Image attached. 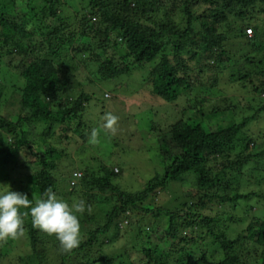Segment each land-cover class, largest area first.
Wrapping results in <instances>:
<instances>
[{"label": "trees", "instance_id": "trees-1", "mask_svg": "<svg viewBox=\"0 0 264 264\" xmlns=\"http://www.w3.org/2000/svg\"><path fill=\"white\" fill-rule=\"evenodd\" d=\"M23 1L22 16L17 20L15 9L18 0H0V63H4L2 60L4 58L19 56L23 64L17 75L22 85L19 87L20 107L15 115H2L5 86L0 85V167L7 163L13 164L11 172H8L9 175L7 174L5 179L12 183L14 180L24 178L26 189L23 191L29 198L35 195L38 199L49 188L60 196V185L64 182L70 189L66 198L63 197L67 202L75 195L77 199L83 200L88 194L92 196L90 192L114 194L117 199L116 205L105 216V225L94 231L81 229L89 234V237L68 253L62 252L58 244L51 247L50 251L45 249V253L39 252L38 240L41 231L33 228L31 222L24 225L31 251L27 264L54 262L69 264L77 254L80 255L88 248L95 247L100 237L108 235L113 228L119 229V224L123 222L121 218L128 222L129 212L133 211L151 214L156 218H167L165 239L177 244L176 250L169 253L183 254L185 261L175 264L204 263L203 252L214 243L218 244L223 252L224 260L220 264H242L233 251L244 239H252L256 246L263 248L260 261L264 264V221L251 222L234 242L222 231L214 229L218 221L201 212L209 204H236L239 200L248 201L254 196L251 193H240L237 187L233 189L231 181L227 184L223 181L225 172L239 171L253 158L254 154L244 157L241 155L250 145L253 147L255 145L252 139L242 135V124L233 123L224 128L219 126L216 131L210 130V124H216L217 116L221 115L217 108L206 114L202 109L189 106L182 111L186 117L167 126L164 136L170 137L172 147L163 139L161 153L164 159L167 157L170 162L163 167L162 174L155 175L145 185L143 191L135 194L121 191L114 186L111 182L113 173L105 166L101 168L104 172L102 176L95 175L89 168L82 170V174L78 171L81 177L73 186H69V182L59 175L63 149L58 150L49 142L58 133L62 144L70 139L68 136L70 128L64 122L80 119V114L84 113L83 104L90 100L89 96L82 95L73 102L62 101L63 95L71 88L70 80H73L69 73L67 58L62 56L65 54L66 46L70 48L73 58L78 54H83L81 57H88V60L93 57L94 64H99L96 77L101 82L129 75L132 72L129 61L144 73L151 65L145 79L150 84V94L167 104L176 103L186 92L195 93L197 90L205 92L218 87L220 79L224 76L220 65L228 66L235 61L222 49L220 41L227 38L216 35V29L222 25L227 26L230 15L234 14V17L244 19L248 8H253L257 3L264 5V0H168L167 3L170 2L171 5L165 7V10L168 8L171 10L167 17L172 15V11L178 13L185 20L184 29L176 27L174 23L160 26L158 29L145 27L127 16L131 10L144 16L159 0H81L84 7L81 8L79 16L77 11L75 12L76 17L80 18L74 25L68 22L69 16L64 12L67 5L74 0ZM26 18L28 19L25 20ZM28 25L32 27L31 31H27ZM76 25L81 26L82 30L78 33L75 30L71 32ZM244 27H237L233 31L235 36L247 40L246 44L241 42L237 44V48L242 51L247 49L246 46L253 44L252 37L259 29L258 26ZM249 29L252 30L251 36L246 33ZM34 30L40 31L41 37V41L35 45L24 46L16 38L17 34L21 39H32ZM112 35L115 36L114 41L111 40ZM198 39L202 45L198 50L200 53L185 49V44L195 45ZM101 42L103 43L98 44ZM211 47H215L217 53H213ZM100 58H103L101 62ZM244 58L237 67L238 72L234 74V71H231L233 73L229 74V81L234 84L232 86L247 88L246 83L252 82L251 78L256 74L251 71L255 66L254 57ZM263 58L259 59L257 65L264 63ZM68 60H71V57ZM8 68L5 67L4 72H0L4 81L6 76L10 75ZM248 85L252 93L259 98L264 96V82L257 87L252 83ZM54 106H57L58 114L53 112ZM25 109L29 111L27 116H23ZM263 111L264 107L257 111L253 118L264 113ZM38 124H43L45 129L39 132ZM81 128V134L78 128L74 129L73 133L86 139L83 133L85 129ZM45 145L47 148H44ZM253 149L255 150V147ZM26 153H29L34 161L30 162L26 158ZM231 154H237L235 161L229 160ZM223 161L226 164L222 165L221 170L215 171L216 165ZM26 167H31V173L23 175L21 170ZM16 168L19 170L14 175ZM68 173L71 179L74 172ZM189 175L195 177L196 187L200 192L195 202L194 196L185 199L177 193L173 194V200L181 203H178L174 210L150 209L144 206L152 195L182 184L183 179ZM85 202L90 204L87 200ZM26 211L28 210L25 209ZM28 217L30 216L24 217V220ZM182 224H186L197 237L182 238L180 234ZM201 228L206 231L208 237L207 240L204 239L205 241L199 236ZM138 233L142 234V231L138 229ZM54 248L60 251L61 257ZM141 251L145 264H165L155 255L158 253L157 245L153 247L145 245ZM195 254L202 256L196 258ZM52 256L54 259L51 260ZM100 262L104 260L101 259Z\"/></svg>", "mask_w": 264, "mask_h": 264}, {"label": "rangeland", "instance_id": "rangeland-1", "mask_svg": "<svg viewBox=\"0 0 264 264\" xmlns=\"http://www.w3.org/2000/svg\"><path fill=\"white\" fill-rule=\"evenodd\" d=\"M167 1L159 0L156 6L153 9H149L144 16L132 10L127 13V16L132 21L145 27L158 29L160 26L163 27L169 23H174L176 27L180 26V29H184L185 20L178 13L172 11V15L167 17L169 10H171L170 8L165 10V7L167 8L171 5ZM82 7H84L83 1L74 0L64 9L66 15L69 16L68 22L71 25H74V22L80 18L78 16ZM23 8L24 1L18 0V6L15 9L17 20L22 16ZM130 8L134 10V8ZM43 26L45 27L46 24ZM256 26L259 29L256 35L254 33L252 37L254 40L251 39L253 44L246 46L247 49L243 51L237 48L238 43L246 44L247 40H244L243 37L235 36L233 31L237 27L250 28ZM26 29L31 31L32 27L28 25ZM74 30L78 33L82 28L76 25L71 32ZM216 33V35H223L227 38L225 41H220V45L227 56L235 62L228 66H225V64L220 65L224 71V76L220 79L217 89H209L205 92L197 90L195 93L186 92L180 100L170 104L150 94V84L145 79L151 65L146 68L144 73V71L137 69L132 61H129L128 64L132 69L129 75L121 76L113 81L101 82L96 77L99 64H94L93 57L88 60V57H81L83 54H78L73 58L70 48L66 46L65 54L62 56L65 59L67 58L69 73L73 76V80H70L72 83L71 88L63 95L62 101L65 103L73 102L82 95H87L90 99L83 104L84 113L80 114V119L75 118L64 122L70 128L68 136L71 140L67 139L65 144H62L59 133L53 140H49L58 150L62 151L63 149L59 175H62L61 177L67 183L69 182V186L71 184L68 172L80 171L81 173L85 168H89L95 175L102 176L104 172H102L101 168L105 166L113 173L111 182L119 190L132 194L143 191L150 179L157 174H162L163 167L170 162L167 157L165 158L167 160H165L161 153L163 139H165V143L170 144L172 147L170 137L164 136L167 132V126L186 117L182 114V111L188 109L189 106L202 109L206 114L217 108L221 115L217 116L216 124H210V130L216 131L219 126L224 128L233 123L242 124V135L252 139L255 145V150L250 145L241 155L244 157L245 155L254 154L253 158L239 171L225 172L226 176L223 177V181L225 184L231 181L232 185H234L233 189L237 187L240 193H251L254 196L248 201L239 200L236 204H209L201 212L218 221L214 229L222 231L229 240L234 242L238 240L239 234L251 222L255 220L264 221V113L257 115L255 119L253 118L257 111L263 109L264 96L259 98L258 95L252 93L248 85L252 83L257 87L264 82V63L257 65L259 59L264 57V5L257 3L253 8H248L247 16L244 19L241 18V20L234 17V14L230 15L227 26H220V28L216 29ZM33 34L34 37L32 39L24 40L17 34L16 38L24 46H31L41 41L40 31L34 30ZM111 40H115L114 35L111 36ZM196 43L195 45L185 44V49L200 53L198 50L200 46L202 47L201 41L198 39ZM211 48L213 53H217L218 50L215 47ZM257 49L262 50V53ZM244 56L254 57L253 64L255 66L251 71L256 74L251 78L252 82L246 83L247 88L232 86L234 84L230 83L229 74L231 71H234V74L238 72L237 67L244 61ZM69 57H71V60H68ZM2 60L4 63H0V72H4L5 67L8 68L9 66L8 73L10 75L6 76V81L0 76V85L5 86L1 111L3 116L15 115L20 107L19 87L22 85L17 75L22 70L21 65L23 64L19 56ZM102 60L103 58H100V62ZM53 112L59 113L57 106L53 107ZM107 113L118 117L114 130L104 127V116ZM27 115H29V111L25 109L23 116ZM81 127L85 129L83 133L86 135V139L73 133L74 129H80ZM37 128L41 132L45 129V126L38 124ZM81 129L79 131L80 134L82 133ZM93 130L97 132L95 142L90 139ZM44 148H47V145ZM261 154L262 156L260 157ZM26 155L30 162L34 161V158L29 153H26ZM236 157L237 154H231L229 160L235 161ZM223 164H226V162L223 161L217 164L215 171L221 170ZM12 167L13 164L11 163L0 167V185H10L13 191H22L21 193L25 194L23 190L26 189V180L24 178L14 180L12 183L5 179L8 172H11ZM18 170V168L14 169L13 174L18 173ZM21 171L23 175H28L31 173V167H26ZM196 184L194 176H186L182 184L172 186L163 192L160 191V193L152 195L144 206L150 209L164 208L174 210L177 204L181 203L173 200V194L177 193L185 199L194 196L193 201L195 202L196 196L200 194ZM60 186L59 197L66 198L70 189L66 187L64 182ZM90 193H92V196L88 194L84 196L86 198L83 200H87L90 203L86 204L91 206V212L86 211L80 215L79 219L81 229L94 231L105 225V216L116 205L117 199L114 194ZM29 199H37V197L32 195ZM76 199V195L70 197L69 203ZM23 212H25V209L22 208L21 213ZM129 217L128 222L121 218L123 222L119 224V229L113 228L108 235L100 237L99 243L95 247L88 248L86 252L80 255L77 254L74 256L75 259L69 264H145V258L141 251L145 245L147 247L158 246V253L155 255L162 263L175 264L185 262L183 254L169 253L171 250H176L177 244L165 239L167 218H156L151 214L139 211L129 212ZM24 221V225H27L30 222V217ZM180 228L182 238L195 239L197 237L190 228L186 227V224H182ZM138 229L142 231V234L138 233ZM39 236V252L45 253V249L50 251L51 247L58 244L54 237L42 232ZM199 236L203 240L208 239L206 231L202 228ZM88 237L89 234L81 231L80 243L87 240ZM8 241L7 244L0 242V264H27V258L31 251L26 231L19 238ZM262 249L256 246L252 239H244V241L235 246L233 254L237 255L242 264H261ZM55 251L58 252L59 256L61 255L59 250ZM203 253L205 260L202 264H220L224 260L222 249L218 244L214 243ZM53 254L55 255L56 253ZM53 256L50 258L51 260L54 259ZM198 256H202V254H195L194 257L197 258ZM101 259L104 262H100ZM52 264H58V262Z\"/></svg>", "mask_w": 264, "mask_h": 264}, {"label": "clouds", "instance_id": "clouds-1", "mask_svg": "<svg viewBox=\"0 0 264 264\" xmlns=\"http://www.w3.org/2000/svg\"><path fill=\"white\" fill-rule=\"evenodd\" d=\"M117 120L115 115L105 114L104 127L114 130ZM96 136L97 132L93 130L90 137L92 142H95ZM76 173L78 172L72 174L70 186L78 179L74 177ZM22 208L28 211L21 213ZM86 211L90 213L91 206L84 200L76 199L69 203L51 188L46 189L40 198L29 199L26 194L13 191L10 185H0V242L22 236L25 231L24 217L30 216L33 228L54 237L62 252H71L80 243L79 217Z\"/></svg>", "mask_w": 264, "mask_h": 264}, {"label": "built area", "instance_id": "built-area-1", "mask_svg": "<svg viewBox=\"0 0 264 264\" xmlns=\"http://www.w3.org/2000/svg\"><path fill=\"white\" fill-rule=\"evenodd\" d=\"M246 33H247L248 36H251L252 35V30L249 29V30H247ZM74 177L75 178H79L80 177V174L79 173H76V174H74ZM72 184H74V181H72Z\"/></svg>", "mask_w": 264, "mask_h": 264}]
</instances>
